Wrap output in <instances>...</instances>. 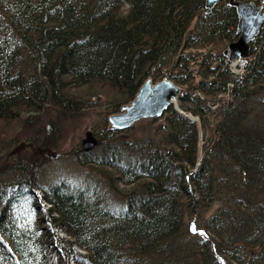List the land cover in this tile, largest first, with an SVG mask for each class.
<instances>
[{
	"label": "trees",
	"instance_id": "16d2710c",
	"mask_svg": "<svg viewBox=\"0 0 264 264\" xmlns=\"http://www.w3.org/2000/svg\"><path fill=\"white\" fill-rule=\"evenodd\" d=\"M206 2L0 0V264H264V26L235 75L236 7ZM165 76L186 86L177 104L108 127ZM101 97L104 125L76 158L132 186L119 207L43 184L34 152Z\"/></svg>",
	"mask_w": 264,
	"mask_h": 264
},
{
	"label": "water",
	"instance_id": "95a60500",
	"mask_svg": "<svg viewBox=\"0 0 264 264\" xmlns=\"http://www.w3.org/2000/svg\"><path fill=\"white\" fill-rule=\"evenodd\" d=\"M219 1L207 0L206 7L211 10ZM229 2L236 7L239 16L237 25L239 37L229 43L224 54L230 60H234L250 54L251 42L264 26V0L261 4L254 0H229ZM185 92L184 86L176 83L168 76L156 82L149 77L141 85L135 98L122 106L121 112L109 116L110 128L123 131L131 128L141 119L160 117L171 105L177 104ZM183 113L194 120L197 119L192 114L184 111ZM96 142V137L92 136L84 142V146L88 149ZM35 152L44 157L45 160H57L72 154L71 151L59 152L50 147L41 146H37Z\"/></svg>",
	"mask_w": 264,
	"mask_h": 264
},
{
	"label": "rangeland",
	"instance_id": "374dc122",
	"mask_svg": "<svg viewBox=\"0 0 264 264\" xmlns=\"http://www.w3.org/2000/svg\"><path fill=\"white\" fill-rule=\"evenodd\" d=\"M261 3L262 0H260V4ZM197 50L198 49H194L193 52H196ZM247 57L248 56H246V58ZM230 67L232 68V66ZM233 67L236 70L234 71L232 69L235 75H239L245 72V67L244 65H241L240 62L233 65ZM230 84L232 83H229V85ZM184 87L186 89V86ZM93 100L97 99L94 98ZM102 100L103 97H101V100H98L96 102V105L85 107L81 118L77 122H75L76 124L72 121L70 122L69 126H66L67 131L63 133V138H61L57 150L50 146L38 145L41 147H50L53 150L59 152L71 151V155L61 157L57 160H45L44 157H42L40 154H37L35 150L34 152L44 159L43 168L40 172V179L42 183L44 182L43 184H51L66 179L72 184H75L77 188L84 189L87 193L91 192L93 196H99L105 205L119 207L124 205L127 201L126 195L127 192L132 188V186L122 184L120 188H115L105 177L102 168L93 165H82L76 158V153L84 148L83 143L92 136L96 137V135L93 133V126L95 125L96 128H100L102 126L101 121L104 125V118L108 115V113L106 112L107 105L104 104ZM216 105H218V103H216ZM145 119L149 118H144L137 121L134 124V127H140L142 125V120ZM108 127L110 128V121L108 123ZM14 129H18V127H15ZM128 137L130 138L132 137V135H128ZM203 137L204 136H202L201 134L202 143L204 142V139H202ZM218 205L219 204H214L210 209L209 214H212L216 210ZM47 206L48 204H46L45 202H43V204L41 205V210H43L42 216L45 215L44 210ZM47 226L51 227L50 224H47ZM78 250H80L79 247Z\"/></svg>",
	"mask_w": 264,
	"mask_h": 264
},
{
	"label": "built area",
	"instance_id": "2783aa9c",
	"mask_svg": "<svg viewBox=\"0 0 264 264\" xmlns=\"http://www.w3.org/2000/svg\"><path fill=\"white\" fill-rule=\"evenodd\" d=\"M249 60H252L253 59V57H251V56H249V57H247ZM247 58H239V59H237L236 61H232V63H231V66H232V69L234 70V71H236L235 69H234V67H233V65H235V64H238L239 62H240V64L241 65H244V63H245V61L247 60ZM233 84H230V86H232Z\"/></svg>",
	"mask_w": 264,
	"mask_h": 264
},
{
	"label": "bare ground",
	"instance_id": "6f19581e",
	"mask_svg": "<svg viewBox=\"0 0 264 264\" xmlns=\"http://www.w3.org/2000/svg\"><path fill=\"white\" fill-rule=\"evenodd\" d=\"M238 17H239V16H238ZM226 57H228V56H226ZM237 59H238V58H237ZM228 60H229L230 62H232V61H234V60H236V59H234V60H233V59H232V60H230V59L228 58Z\"/></svg>",
	"mask_w": 264,
	"mask_h": 264
}]
</instances>
